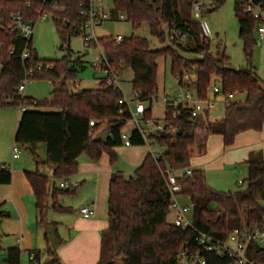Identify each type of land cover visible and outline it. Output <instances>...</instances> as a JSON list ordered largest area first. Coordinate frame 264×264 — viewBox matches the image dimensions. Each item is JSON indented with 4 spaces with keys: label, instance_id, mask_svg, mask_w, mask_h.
I'll return each mask as SVG.
<instances>
[{
    "label": "trees",
    "instance_id": "1",
    "mask_svg": "<svg viewBox=\"0 0 264 264\" xmlns=\"http://www.w3.org/2000/svg\"><path fill=\"white\" fill-rule=\"evenodd\" d=\"M108 1L113 7V19L123 15L134 31L147 25L160 45L168 40L171 42L165 48L155 49L148 39L136 36L123 38L120 44L115 43L113 37L99 39L108 66L118 80L124 70L133 72V92L148 104L145 119L153 120L151 99L159 91L160 59L170 60L173 78L182 80L187 72L197 78L192 87L200 98H206L217 83L223 96L245 95L244 101H233L216 120H212L208 112L194 116L192 110L182 108L174 116L177 111L167 107L164 130L154 138L155 144L162 149L161 158L156 161L147 154L129 180L121 173L111 176L108 228L102 232L98 264H178L184 244L193 242L195 234L170 221L173 213L167 173L172 169L184 174L179 178L181 195L191 201L197 230L225 240L234 229L263 223L264 160L261 157L247 162L248 179L233 192L211 188L202 170L194 169L191 176L185 175V170L190 168L198 132L219 136L224 148L229 149L239 135L260 132L264 128V80L253 65L259 23L248 13L245 0H235L234 13L247 60L246 69L235 71L225 53H211V40L204 36L200 22L182 16L180 0ZM184 1L187 10L192 12L194 0ZM225 2L216 1L214 8ZM87 3L88 0H60L61 10L55 12L52 19L61 40L60 49L68 54L61 60L44 61L33 48L32 39L27 40L11 31L12 16L18 13L36 25L38 11L44 9L42 3L33 0L28 7L25 0H0V106L25 109L15 143L31 149L44 144L47 161L43 165L52 171V177L25 172L35 199L36 225L46 231V253L51 260L48 264L62 262L56 252L57 245L49 236L47 213L50 207L59 213H70L69 208L58 204L59 199L75 195L78 190L55 186L52 192L51 183L60 184L78 174L82 156L97 164L107 153L114 164L117 160L114 150L123 147L122 133L131 121L127 106L120 103L123 93L108 86L106 81L101 80L95 90L77 89L78 75L86 67L80 59H72L70 41L72 36L83 35L86 20L81 16V5ZM26 52L30 56L24 60ZM184 52L199 55L201 59H187L181 54ZM35 80L49 81L56 86L50 99L40 101L21 94L20 86ZM44 109L54 111L44 112ZM91 122L94 127L90 126ZM102 131L105 135L98 141ZM130 140L133 147L146 146L138 130L131 131ZM12 180L10 167L0 163V187L10 186ZM8 216L0 213V217ZM2 240L0 234V253ZM63 243L59 239L58 245ZM29 254L33 256L30 264H40V251L33 250ZM249 258L256 264H264V250L251 246ZM4 264H22L20 248L7 250Z\"/></svg>",
    "mask_w": 264,
    "mask_h": 264
},
{
    "label": "rangeland",
    "instance_id": "2",
    "mask_svg": "<svg viewBox=\"0 0 264 264\" xmlns=\"http://www.w3.org/2000/svg\"><path fill=\"white\" fill-rule=\"evenodd\" d=\"M216 1L218 0H201V5L203 6L202 20L208 24L211 31V53L213 55L225 53L230 57V65L235 71L246 69L247 60L244 53L243 42L240 39L239 23L234 13L235 0H226L223 5L215 9L214 5ZM108 7L113 9L110 2H108ZM180 11L184 18L197 20L195 14L187 10L184 0H180ZM96 36L97 39L116 36H122L123 38H129L131 36L141 37L148 39L155 49H162L171 44L168 40L165 45H160L150 34L147 25L134 31L128 22L113 18L97 28ZM256 38L258 45L253 53V65L256 67L261 79L264 80V39L259 40L258 36H256ZM32 44L38 57L44 61L61 60L68 54L67 51L60 49L61 40L55 28L53 19H47L45 21L41 20L36 23ZM70 50L72 52V59H80L86 67V69L81 71L78 75V80L76 82L77 89H97L99 86L98 79L102 77V74L95 70L93 64L97 59L102 57V51L100 48L86 49L83 35H76L71 37ZM181 54L187 59L193 61L201 59V56L192 53L184 52ZM119 81L124 99L130 103L132 108H134L133 101L135 97L132 88L133 72L129 69L124 70ZM158 84L159 91L157 96L159 97V100L152 105V116L155 121H161L164 119L166 107L160 99L164 92L173 93L180 91L176 79L171 75L170 60H159ZM70 86L73 89V85L71 84ZM216 86H219V84L217 83ZM55 89L56 86L49 81L35 80L28 82L25 92H22L21 94L23 96L32 97L35 100L43 101L50 99ZM244 98L245 95H237L234 101H243ZM146 107L148 108L147 103ZM224 113L225 108L220 104L217 110L213 111L211 119H220ZM21 114V108L18 106H0V163L10 167L15 177V184L16 178H21L25 180L24 182H27L25 172H38L42 175L51 176L50 169L43 165L47 161L46 146L44 144H40L35 149H31L19 147L15 143V134ZM133 127L134 125L129 122L124 130L127 133H130L133 130ZM198 134L203 135L200 132H198L197 135ZM14 148L18 149L20 154L19 160L13 159ZM208 148L209 155L202 160L204 164L200 166L201 170L206 175L208 185L214 190L220 192H233L238 190L241 187L239 182L248 179L247 165L243 162L237 161L236 157L227 155L228 152L225 155L224 146L219 136L210 137ZM117 149H115L117 150L115 152L117 160L114 164H111L110 157L107 153L102 155L100 162H102L103 166H105L106 163L105 167L108 170V177L105 176L104 178L107 179L115 173H121L126 180H129L135 176L136 170L140 167L138 164H135L136 159L145 158L149 153V148L144 146L136 147L134 149H126L125 147ZM154 151L162 152V149L155 147ZM131 152L134 154L135 161L132 160ZM37 162L39 163L37 164ZM90 162L91 161H89L86 156H82L79 160V167L80 164ZM92 177L93 176L90 174L86 177L87 179L84 186L86 192H88L90 188L92 189L93 183L90 180ZM71 180L75 182L77 181L76 177H72ZM55 186L59 187V183H51L50 188L52 192ZM84 189L79 188L75 195H66L59 199L58 204L63 208L69 207L71 210L70 213H59L50 207V210L47 213V222L50 224L48 232L55 246L58 245L59 239H68V221H71V219L76 216V213L80 211L82 206L86 205L87 199L80 197V194ZM182 197L184 196L181 195L180 198ZM50 206H52V204ZM188 206H191L190 200ZM192 211L193 208L191 207V212L188 214L189 219L193 218ZM0 213H6L9 215L8 217H0V234L3 237L1 245L3 251L0 253V264H4L7 258V250L21 247L23 243L21 242L20 244V242H17L18 240H23L25 244H32V249L34 250L42 251L40 264H48L51 260L46 253L47 246L44 239L46 231L38 228L36 225L37 213L34 206V199L32 198L25 202V212L22 217L26 228L21 226L16 203L11 202L10 200L5 202L0 207ZM174 217L175 214L170 216L171 222L174 221ZM22 264H29L27 250H22Z\"/></svg>",
    "mask_w": 264,
    "mask_h": 264
},
{
    "label": "built area",
    "instance_id": "3",
    "mask_svg": "<svg viewBox=\"0 0 264 264\" xmlns=\"http://www.w3.org/2000/svg\"><path fill=\"white\" fill-rule=\"evenodd\" d=\"M23 1V0H22ZM27 1V6L30 7L31 1ZM42 3V10L38 11V21H45L52 19L55 12L61 10L60 0H38ZM247 3V11L252 17L258 21L257 36L259 40L264 39V3L260 0H245ZM108 0H88L86 5H81V16L85 18L83 25V38L86 49L100 48L102 57L97 59L93 64L95 70L102 74L101 80L106 81L108 86H113L119 90L120 81L114 76L107 59L104 56L103 49L99 45V39L96 36V30L104 23L112 19V10L108 7ZM201 0H194L192 5V12L196 19L200 22L202 32L206 38H211V31L208 24L202 20ZM119 20L125 21V16L120 15ZM13 27L12 33H16L21 37L29 40L33 38L35 25L24 15L18 13L12 16ZM115 43L120 44L123 41L122 36L113 37ZM29 52H26L23 59H28ZM41 69V68H40ZM195 82V77L190 73H185L182 80L176 79V83L180 91L169 93L164 92L160 98L165 104V107L175 109L177 112L174 116L179 114V108L189 109L193 111V115L203 114L208 112L210 115L217 110L221 104L225 109L235 100L236 95L223 96L219 86L212 88L207 94L206 98H200L196 90L192 87ZM28 81L20 86V92H25ZM134 108L130 103L123 99L120 103L127 106L131 114V123L134 125L133 130H138L149 148V153L154 160L158 161L163 152L154 151L158 147L154 138L157 137L165 127L164 119L161 121L145 119L147 111L146 102L141 101L139 94L134 93ZM159 100L158 96L151 99L152 104ZM21 111H25L24 108ZM94 127V122L90 123ZM131 134L124 131L122 133L123 146L126 148L132 147ZM20 154L17 148L13 150V159H19ZM192 168L185 170L186 176H191ZM184 177L183 173L178 170H170L167 173V185L171 194L170 208L175 214L173 223L176 227L184 230L191 229L195 238L193 242L184 244L178 258V264H217L218 261H223V264H256L249 258V251L251 246L264 250V220L260 226L237 228L231 231L225 240L216 239L204 232L197 230L193 223V218L189 219L188 214L191 212V206L183 205L179 199L181 196V187L179 185V178ZM79 182L72 181L71 178L60 182L61 189H77L80 187ZM242 185V181L239 182ZM264 208V203H263ZM83 218L90 219L94 215L92 208H83L81 210Z\"/></svg>",
    "mask_w": 264,
    "mask_h": 264
},
{
    "label": "crops",
    "instance_id": "4",
    "mask_svg": "<svg viewBox=\"0 0 264 264\" xmlns=\"http://www.w3.org/2000/svg\"><path fill=\"white\" fill-rule=\"evenodd\" d=\"M100 81L101 78L98 79L99 84ZM244 100L245 98L243 99V101ZM43 111L53 112L54 109H44ZM210 137L211 136L207 134L197 135L196 144L194 149L192 150L190 164H189L190 168H192L193 170L194 169L201 170L200 166L204 164L202 160L209 155L208 147H209ZM130 148L134 149L136 147L132 146ZM130 148H126V149H130ZM117 150H115V152ZM224 150H225V155L228 152L227 155L236 157L237 161L243 162L246 165L247 162L253 158L261 157L264 160V128L260 132L251 131L239 135L236 138L234 146L229 149L224 148ZM131 156H132V160L135 161L133 152H131ZM144 159H145L144 157L141 159L137 158L135 164H138L140 166ZM38 163L39 162H37V164ZM105 166L102 165V162L97 164L91 162L80 164L79 172L74 176L76 177V180L79 181V183L81 184L79 188L84 189L87 179L86 177L89 176V174L93 176L90 179L93 184H92V189L90 188L88 192H86V189H84L80 194L81 198L87 199L86 205L82 206L80 211L76 213V216L73 217L71 221H68V231H69L68 239L62 240L64 243L62 245L56 246L57 247L56 252L62 264H98L100 261L102 232L108 228V192H109V182L112 176L111 175L107 179L104 178L105 176L108 177L107 176L108 170L106 169ZM50 174H51L50 177H52L51 170H50ZM204 176L207 182L205 173ZM24 181L25 180L21 178H16V184H15V177L13 174L12 184L10 186L0 187V207L9 200L13 203H16V208H18V214L20 217L21 226H23V228H26L24 219L22 217L25 212V202H27L32 198L34 199V195L32 193L30 186L27 184V182ZM189 200L190 199L187 197H182L179 199L180 203L183 205H187V204L189 205ZM34 206H35V199H34ZM83 208H92L94 210V215L92 216V218L90 219L83 218L81 214V210ZM17 242H20V244L21 242L23 243L20 247V250L21 251L27 250L29 255V264H30V260L33 259V256H30L29 252L34 250L32 249L33 248L32 244H28V243L25 244L23 240L22 241L18 240Z\"/></svg>",
    "mask_w": 264,
    "mask_h": 264
},
{
    "label": "water",
    "instance_id": "5",
    "mask_svg": "<svg viewBox=\"0 0 264 264\" xmlns=\"http://www.w3.org/2000/svg\"><path fill=\"white\" fill-rule=\"evenodd\" d=\"M195 81H197V78H195ZM103 136H104V132L102 131V132L99 134V136L97 137V140H98V141L102 140Z\"/></svg>",
    "mask_w": 264,
    "mask_h": 264
}]
</instances>
